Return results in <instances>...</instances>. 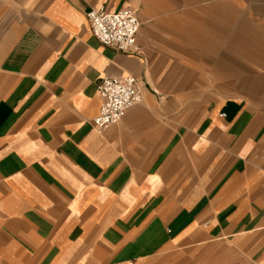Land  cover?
Masks as SVG:
<instances>
[{"label":"crops","instance_id":"1","mask_svg":"<svg viewBox=\"0 0 264 264\" xmlns=\"http://www.w3.org/2000/svg\"><path fill=\"white\" fill-rule=\"evenodd\" d=\"M97 8L137 11L135 53ZM0 264H264V0H0Z\"/></svg>","mask_w":264,"mask_h":264},{"label":"built area","instance_id":"2","mask_svg":"<svg viewBox=\"0 0 264 264\" xmlns=\"http://www.w3.org/2000/svg\"><path fill=\"white\" fill-rule=\"evenodd\" d=\"M136 13L132 8H121L113 12L97 8L90 10L86 18L93 37L101 45L121 53L133 54L136 52V36L140 27ZM96 89L102 102L91 123L98 134L118 124L126 112L141 100L138 81L132 75L103 77Z\"/></svg>","mask_w":264,"mask_h":264}]
</instances>
